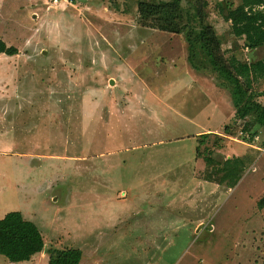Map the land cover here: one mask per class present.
<instances>
[{
  "label": "rangeland",
  "instance_id": "obj_1",
  "mask_svg": "<svg viewBox=\"0 0 264 264\" xmlns=\"http://www.w3.org/2000/svg\"><path fill=\"white\" fill-rule=\"evenodd\" d=\"M66 1L0 0V39L18 50L0 56V219L36 224L38 264L72 248L83 264H264V127L192 68L183 35L140 24V0ZM237 44L226 59L264 57ZM253 94L264 106V79Z\"/></svg>",
  "mask_w": 264,
  "mask_h": 264
},
{
  "label": "trees",
  "instance_id": "obj_2",
  "mask_svg": "<svg viewBox=\"0 0 264 264\" xmlns=\"http://www.w3.org/2000/svg\"><path fill=\"white\" fill-rule=\"evenodd\" d=\"M219 16L229 26L232 44H227L209 21L207 0H165L151 2L140 0L137 6L140 24L165 33L183 35L188 49V61L196 71L210 69L218 78V84L226 88L240 120L252 118L264 127V106L256 101L253 89L259 80L264 79V57L261 60L242 61L234 54L238 41L249 55L264 49V0H220ZM228 45L227 52L234 51L227 59L222 46ZM231 51V52H232ZM18 54L15 47H9L0 39V56L13 57ZM250 125L243 131L248 132ZM208 134H203L205 137ZM256 134H252L254 137ZM253 139V138H252ZM251 139V140H252ZM223 161L221 171L224 177L237 180V167ZM234 162H239L235 160ZM228 168V169H227ZM225 178H222V181ZM264 208V197L258 202ZM45 241L40 229L24 218L20 212H9L0 219V255L13 263L29 261L33 256L44 252ZM48 264H81L83 254L79 249L49 250Z\"/></svg>",
  "mask_w": 264,
  "mask_h": 264
},
{
  "label": "crops",
  "instance_id": "obj_3",
  "mask_svg": "<svg viewBox=\"0 0 264 264\" xmlns=\"http://www.w3.org/2000/svg\"><path fill=\"white\" fill-rule=\"evenodd\" d=\"M83 254V253H82ZM38 257H39V254H37V255H35V256H33L29 261H26L25 263H27V264H38V262H39V259H38ZM82 259H83V257H82ZM83 261V260H82ZM46 263V262H45ZM81 264H83L82 262H81ZM93 264H100V263H93Z\"/></svg>",
  "mask_w": 264,
  "mask_h": 264
},
{
  "label": "built area",
  "instance_id": "obj_4",
  "mask_svg": "<svg viewBox=\"0 0 264 264\" xmlns=\"http://www.w3.org/2000/svg\"><path fill=\"white\" fill-rule=\"evenodd\" d=\"M48 2L52 5V6H55V5H60L62 4L63 2H67L66 0H48ZM253 140H258V136L254 137Z\"/></svg>",
  "mask_w": 264,
  "mask_h": 264
}]
</instances>
